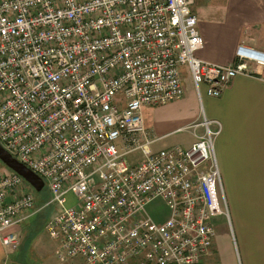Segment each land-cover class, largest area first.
I'll return each instance as SVG.
<instances>
[{
    "label": "built area",
    "instance_id": "built-area-1",
    "mask_svg": "<svg viewBox=\"0 0 264 264\" xmlns=\"http://www.w3.org/2000/svg\"><path fill=\"white\" fill-rule=\"evenodd\" d=\"M192 3L0 0V145L43 181V208L58 209L45 232L60 264H203L215 220H229L214 154L220 125L203 116L189 148L157 152L144 126L145 107L183 98L185 76L199 99L202 84L219 98L264 65L244 45L227 66L196 58L203 41ZM156 199L169 210L162 224L145 210ZM35 207L33 189L0 170L7 257Z\"/></svg>",
    "mask_w": 264,
    "mask_h": 264
},
{
    "label": "crops",
    "instance_id": "crops-1",
    "mask_svg": "<svg viewBox=\"0 0 264 264\" xmlns=\"http://www.w3.org/2000/svg\"><path fill=\"white\" fill-rule=\"evenodd\" d=\"M192 2L203 41L196 58L227 66L235 62L240 45L264 54V0ZM250 68L253 76L236 77L219 98L204 96V105L191 88L178 101L143 109L147 136L154 141L152 152L189 148L193 136L185 146L174 145L172 138L199 124L200 116L220 125L214 154L229 220H215L213 246L203 264H264V65ZM192 132L200 135L202 128ZM44 245L36 247L37 256L43 264H52L56 243ZM10 257L0 244V264H9Z\"/></svg>",
    "mask_w": 264,
    "mask_h": 264
},
{
    "label": "rangeland",
    "instance_id": "rangeland-1",
    "mask_svg": "<svg viewBox=\"0 0 264 264\" xmlns=\"http://www.w3.org/2000/svg\"><path fill=\"white\" fill-rule=\"evenodd\" d=\"M185 97L188 96L189 91L191 90L192 84L191 81L188 79V77L185 76ZM194 90V89H193ZM195 93V91H194ZM196 95V93H195ZM204 96L205 91L203 84L200 86V99L196 95V98L198 100L199 105H204ZM201 101V102H200ZM203 119V116H200L199 124H201ZM199 124H193L189 127V130H184L181 133L177 134L172 139L174 140V145H182L185 146L188 143L187 139L194 138L193 132L194 126H198ZM199 127V126H198ZM192 130V131H191ZM191 136V137H190ZM171 139V140H172ZM5 167L0 163V170L4 169ZM40 195L35 193V215H33L32 218H30L28 221L23 223L17 230L20 244L17 252H15L13 255H10L9 258L10 263L9 264H43L42 261L38 258L37 249L36 247H43L44 246H51V244L54 245V242L51 241L45 232V225L48 222L49 219L55 214V211H58V209L55 206L49 207L48 210H45L43 208V205L46 203L42 198L46 200V196L48 197V192L46 187L39 193ZM65 204L64 207L71 208L76 204V198L75 196L68 192L64 195ZM45 210V211H44ZM146 212L150 215L152 220L156 224H162L164 223L168 217H169V210L165 206L162 200L156 199L152 202L148 203L145 208ZM45 215H48L47 219L43 218ZM55 246V245H54ZM50 249V248H49ZM56 249V246L54 250ZM54 250L51 252L53 259H50L52 261V264L56 263V259L54 257ZM8 264V263H7ZM66 264V263H65ZM71 264V263H70ZM73 264H78L77 262H74Z\"/></svg>",
    "mask_w": 264,
    "mask_h": 264
},
{
    "label": "water",
    "instance_id": "water-1",
    "mask_svg": "<svg viewBox=\"0 0 264 264\" xmlns=\"http://www.w3.org/2000/svg\"><path fill=\"white\" fill-rule=\"evenodd\" d=\"M0 163L11 172L20 176L35 193L44 189L43 181L31 170L10 156L0 145Z\"/></svg>",
    "mask_w": 264,
    "mask_h": 264
},
{
    "label": "trees",
    "instance_id": "trees-1",
    "mask_svg": "<svg viewBox=\"0 0 264 264\" xmlns=\"http://www.w3.org/2000/svg\"><path fill=\"white\" fill-rule=\"evenodd\" d=\"M36 194L40 195L39 193H36ZM45 198H47V199L45 200L44 197H43L42 199L47 203V202L49 201L50 197H49V195H48V197L46 196ZM49 207H51V206H48V207H46V208H44V209H45V210H48ZM45 210H44V211H45ZM49 210H50V209H49ZM47 217H48V215H45V217H43V218L47 219Z\"/></svg>",
    "mask_w": 264,
    "mask_h": 264
}]
</instances>
